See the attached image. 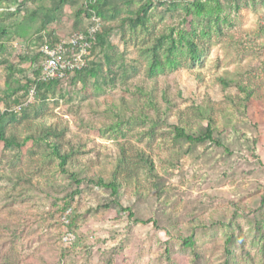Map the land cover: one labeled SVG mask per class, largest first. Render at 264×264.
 <instances>
[{"label": "rangeland", "instance_id": "obj_1", "mask_svg": "<svg viewBox=\"0 0 264 264\" xmlns=\"http://www.w3.org/2000/svg\"><path fill=\"white\" fill-rule=\"evenodd\" d=\"M0 134V264H264V0H0Z\"/></svg>", "mask_w": 264, "mask_h": 264}, {"label": "built area", "instance_id": "obj_2", "mask_svg": "<svg viewBox=\"0 0 264 264\" xmlns=\"http://www.w3.org/2000/svg\"><path fill=\"white\" fill-rule=\"evenodd\" d=\"M91 25L85 32H76L69 37L49 43L44 42L39 47L40 65L37 82H48L63 79L66 75L74 73L85 67L95 36L98 32L99 23L92 19ZM30 96L34 89L30 90ZM72 240L70 235L64 237L65 242Z\"/></svg>", "mask_w": 264, "mask_h": 264}, {"label": "trees", "instance_id": "obj_3", "mask_svg": "<svg viewBox=\"0 0 264 264\" xmlns=\"http://www.w3.org/2000/svg\"><path fill=\"white\" fill-rule=\"evenodd\" d=\"M193 6H194V8H195L196 11H198V12H202V11H203V8H202L201 5L197 4V5H193ZM88 8H92V6H88ZM88 12H89V11H88ZM88 12H86V13H84V14L87 16V18H90L91 14L88 13ZM100 41H101V37H100L99 33L97 32V34H96V36H95V41H94L92 47L90 48L89 52H90V51L94 48V46H95L97 43H99ZM49 43H53V42H49ZM39 58H40V54H39ZM85 67H86V65H85ZM85 67H83V68H82L81 70H79V71H75L74 73H79V72L83 71V70L85 69ZM39 68H40V67H39ZM38 73H39V69H38ZM38 73H37V75H36V78L34 79V87H31V89H34V92H35V90H36V86H39V85H47V84H49V83L60 82V81H63L64 79H66V78L68 77V75H70V74L66 75L63 79L53 80V81H48V82L41 83V82H37V81H36V79H37V77H38ZM71 74H73V73H71ZM31 89H30V90H31ZM29 92H30V91H29ZM175 138L185 140V141H187V142H189V143H192V144H201V143H204V142H209V143H213V144L218 145V146L220 145V142H219L217 139L214 138L213 129H212V127H211L210 124H208V125L205 127V129H204L200 134H198V135L187 134L183 129L176 128V129H175ZM0 141H2L6 146H11V145H13L12 142H10V141L4 139L3 136H2V134H0ZM16 146H17V145H16ZM57 157H58V159L60 160L61 165H63V164H64V158H63V157L61 158V157H59L58 155H57ZM72 179H73L76 183H79V181H76V178H75V177L72 176ZM96 184H97L98 186H102V187H105V188H109V189L111 190V193H112V194H114L115 191H116V186H115V184H113V183L105 184V183H103L102 181H98ZM129 216H130V214H129ZM184 245H185V247H187V248H192V247H193L194 242H193V240L191 239V237L186 238V239L184 240ZM225 252H226L225 255H227L228 252H227V251H225ZM224 264H228V263H227V260H225Z\"/></svg>", "mask_w": 264, "mask_h": 264}]
</instances>
